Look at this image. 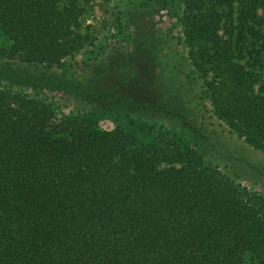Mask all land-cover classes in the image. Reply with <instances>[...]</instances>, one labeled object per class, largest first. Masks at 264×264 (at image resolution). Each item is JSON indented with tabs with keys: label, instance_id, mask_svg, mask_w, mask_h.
<instances>
[{
	"label": "trees",
	"instance_id": "obj_1",
	"mask_svg": "<svg viewBox=\"0 0 264 264\" xmlns=\"http://www.w3.org/2000/svg\"><path fill=\"white\" fill-rule=\"evenodd\" d=\"M93 1L0 0L8 59L77 54ZM180 21L214 114L264 158V0H182ZM0 264H264V195L170 138L146 146L0 88Z\"/></svg>",
	"mask_w": 264,
	"mask_h": 264
},
{
	"label": "rangeland",
	"instance_id": "obj_2",
	"mask_svg": "<svg viewBox=\"0 0 264 264\" xmlns=\"http://www.w3.org/2000/svg\"><path fill=\"white\" fill-rule=\"evenodd\" d=\"M82 9L79 32L89 42L52 67L8 59L0 31V88L50 104L56 118L121 128L146 146L170 138L264 195V158L216 117L203 95L210 80L188 60L182 0H95Z\"/></svg>",
	"mask_w": 264,
	"mask_h": 264
}]
</instances>
